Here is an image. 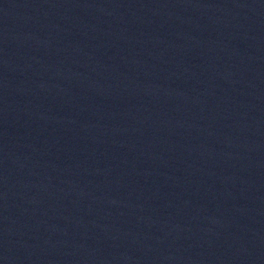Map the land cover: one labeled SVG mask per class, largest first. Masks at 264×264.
Returning a JSON list of instances; mask_svg holds the SVG:
<instances>
[{
  "label": "water",
  "instance_id": "water-1",
  "mask_svg": "<svg viewBox=\"0 0 264 264\" xmlns=\"http://www.w3.org/2000/svg\"><path fill=\"white\" fill-rule=\"evenodd\" d=\"M264 76V0H0V136Z\"/></svg>",
  "mask_w": 264,
  "mask_h": 264
}]
</instances>
